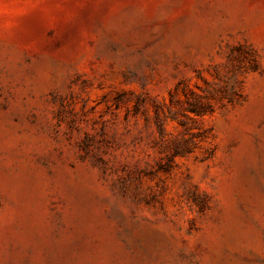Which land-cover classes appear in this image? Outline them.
I'll return each mask as SVG.
<instances>
[{"label":"rangeland","instance_id":"1","mask_svg":"<svg viewBox=\"0 0 264 264\" xmlns=\"http://www.w3.org/2000/svg\"><path fill=\"white\" fill-rule=\"evenodd\" d=\"M0 264H264V0H0Z\"/></svg>","mask_w":264,"mask_h":264}]
</instances>
